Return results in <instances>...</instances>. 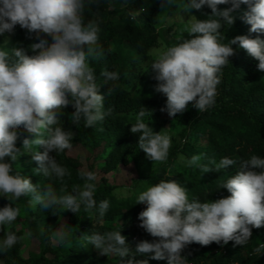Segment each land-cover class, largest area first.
<instances>
[{
    "label": "clouds",
    "instance_id": "9594fccd",
    "mask_svg": "<svg viewBox=\"0 0 264 264\" xmlns=\"http://www.w3.org/2000/svg\"><path fill=\"white\" fill-rule=\"evenodd\" d=\"M87 3H99V0H87ZM174 4L175 0H161L163 9ZM224 4L231 6L218 8ZM242 4L249 5L244 14L249 31L258 35L255 38L237 35L227 44L222 43L221 29L235 24V13ZM205 5L211 9L207 17L214 18L192 16L185 29L190 38L178 39L151 65L158 81L155 90L166 97V106L161 111H167L170 117L184 113L189 103L199 112L215 104L222 69L235 55L233 45L244 49L258 61V70L264 71V39L259 35L264 34V0H186L182 11L200 10ZM85 8L86 0H0V35L14 34L19 25L28 33L51 37L50 43L40 39L29 45L32 55L21 46L0 48V197L9 201L0 208V231L4 234L0 251H9L24 239L13 231H5V226L20 216V208L14 202L22 197H30L29 205H39L54 215L66 210L77 214L81 208L88 213L98 207L102 219L109 210L107 200L97 206L93 183L97 176L91 171L80 172L81 179L85 180L82 188L75 186L70 193L58 196L51 185L41 194L31 179L13 168L18 158L28 152L38 165L34 173L62 181L70 173L50 153L72 148L75 133L65 131L61 125L64 109L71 105L74 108L69 117L71 123L78 126L83 121L85 128L103 121L113 111L111 107L105 110V97L90 67V58L98 54L101 29L97 19L85 23ZM132 19H136L135 13ZM101 76L105 82L120 79L114 71H102ZM151 115V110L141 107L130 131L139 134L138 147L149 160L166 162L171 137L154 132L144 122ZM21 129L23 132L18 131ZM25 132L27 136L23 135ZM21 139L22 145L18 147L17 141ZM201 159L193 155L187 164L198 165ZM237 163L238 172L220 186L230 193L226 198L189 200L188 190L173 179L161 180L142 191L136 204L146 207L138 215L139 227L154 239L138 242L135 253L130 251L121 231L93 232L82 238L100 255L118 257L119 264H148L147 260H137L135 256L149 253L153 254V260L186 264L187 257L182 253L193 243L208 246L213 242L227 245L234 241L236 245H245L252 237L253 228L264 227V158L251 155L238 161L223 157L219 163L211 162L214 168L204 165L203 172H219ZM66 227L62 225L52 233L53 242L64 247L71 243ZM262 249L264 243L253 254L261 255Z\"/></svg>",
    "mask_w": 264,
    "mask_h": 264
},
{
    "label": "trees",
    "instance_id": "16d2710c",
    "mask_svg": "<svg viewBox=\"0 0 264 264\" xmlns=\"http://www.w3.org/2000/svg\"><path fill=\"white\" fill-rule=\"evenodd\" d=\"M109 1L117 4V8L109 9ZM185 2L186 0H175L174 6L163 9L161 0H99V3L90 5L86 0L85 23L90 19H97L101 29L98 54L90 58V67L94 69L99 91L105 97V110L111 107L113 111L111 115L91 128H85L82 123L78 135L71 143L94 150L101 143L106 142L109 148L101 165L104 172L114 169L120 162L123 163L132 151L141 150L138 147L139 134H133L130 131L131 124L135 123V120H131L130 117H136L141 107L152 111L151 117L149 116L151 119L159 121L163 114L170 117L167 111H161L166 106V97L155 90L158 81L155 79V74L151 72L154 61L149 52L158 45L155 27L159 13L166 10L167 14H172L180 4ZM230 6V4H224L218 5V8L222 10ZM248 10L249 5L242 4L235 13V24L226 25L221 29L224 37L222 43L227 44L237 35H247L250 38L258 35L249 31L250 25L244 20V14ZM133 13L136 19H132ZM191 13L197 19L214 18L207 17L211 15V9L206 5L200 10L192 9ZM259 35L264 39V34ZM40 39L51 42L50 36L42 33L37 36L36 33H28L17 25L14 34L8 33L6 41L0 38V48L7 50L14 46H21L26 49L28 55H32L34 53L29 45L39 42ZM233 48L236 50L235 55L230 57V63L222 69L215 104L193 119L186 111L182 114L178 113L176 117H170L185 127L183 137L186 142L176 149V153L173 151L166 163L144 180L137 190L129 191L124 196L111 195L106 190L101 191L96 188L94 199L97 201V206L102 200L109 202V210L105 216L102 219L99 217L98 207L88 213L81 208L76 224L79 228H86L87 231L72 235L70 245L59 246L52 250V257L43 256L48 248L45 243L42 255L33 259L30 264H88L83 256L89 253L92 245H89L88 241L82 237L97 231L101 234L121 231L133 251L141 240L151 242L154 238L139 227L141 221L138 215L146 205L136 203L142 191L161 180L173 179L179 182L188 190L189 200L198 198L203 201L207 198L214 201L230 195L227 189L220 186L238 172L239 164L219 172L213 170L207 173L203 172V166L208 165L214 168L211 162L219 163L223 157L238 161L247 159L251 155L264 158V71L258 70V61L249 56L244 49L239 48L238 45H233ZM137 64H148L146 82L154 90L149 95L139 93L131 85L138 75L135 73ZM127 66H130V69ZM105 70L119 73L120 79L105 82L104 77L101 76V72ZM126 73L128 75H125ZM66 127L67 125H63L65 131ZM21 145L22 139L17 141V146L21 147ZM40 151L43 149L41 148ZM193 155L202 157L198 165H183L178 160L181 156L182 161L187 162ZM27 157L25 153L21 156L22 159ZM56 157L58 163L65 167L70 175L62 181L52 176L49 178V185L53 189L57 187L65 189L67 193L71 192L75 186L82 187L85 180L80 177L82 171L80 163L69 157L66 150L57 153ZM33 162L36 164L35 161ZM15 166L16 163L13 168ZM19 201L26 206L25 221L28 230L32 236L39 238L37 220L52 211L39 205L31 207L27 203L28 199L24 197ZM116 217L121 219V225L114 229L98 230L92 227V220H112ZM9 231L15 232L13 229ZM15 233L19 237V233ZM262 243H264V227L253 228L252 237L245 245H236L234 241H230L227 245L213 242L208 246L193 243L184 249L182 255L187 257L186 264H264V249L261 255L253 254V250ZM20 247L21 242L7 252L0 251L3 264H25L18 256ZM152 255L151 253L136 254L135 259L147 260L148 264H167L166 260L151 259ZM107 264H119V258Z\"/></svg>",
    "mask_w": 264,
    "mask_h": 264
},
{
    "label": "rangeland",
    "instance_id": "374dc122",
    "mask_svg": "<svg viewBox=\"0 0 264 264\" xmlns=\"http://www.w3.org/2000/svg\"><path fill=\"white\" fill-rule=\"evenodd\" d=\"M108 4L109 9L117 8L118 6L112 1H109ZM182 6L183 4H180V6H178V8L173 11L172 14H167L166 10H163L161 13H159L155 27V31L158 34V45L157 47L151 49L149 52L152 61H154L162 51H164L168 46L174 44L178 39L182 37L190 38L185 29L189 26V19L194 15L191 13V11H182ZM0 38L6 41L8 39V33L0 35ZM135 67L137 69L135 73H137L138 75L134 78L131 85H133L134 89H136L139 93H143L146 95L151 94L154 90L146 82L148 64H137ZM127 68L130 69V66H127ZM125 75L128 74L126 73ZM73 112L74 108L71 105L64 109L65 115L62 116L61 125H67L66 131H73L75 133L74 137H76L83 121H81L78 126L72 124L69 117ZM186 112L192 119L197 117L200 113L195 107H193L192 103H189ZM130 119L136 120V117H130ZM144 122L148 123L150 127H152L154 132H161L162 134H167L171 137L172 142L168 157L173 151H175L176 153V149L182 143L186 142L183 137V134L185 132L184 125L174 121L164 114L161 116V119L159 121L146 116L144 118ZM18 131L23 132L22 129ZM23 135L27 136L28 134L25 132L23 133ZM108 148L109 147L106 142L101 143L94 150H89L83 145L76 144L72 145V148L70 150L66 149V154L80 163L81 170L91 171L95 173L97 176V180L93 181V183L96 184V188L101 191L106 190L111 195L124 196L129 191L137 190V188L141 186V183L144 180L153 175L166 163L153 162L149 160L146 154L141 149L138 151H132L126 156V159L123 163L120 162L114 169L108 172H104L101 169V165L104 163V156ZM35 150L36 149H33V151ZM24 153L25 155H28V157L24 159L19 157L15 162L16 166L14 170L18 171L21 176L31 179L32 183L38 186V191H40L41 194L46 193L48 185L50 184V177L45 178L42 174L34 173L33 170L37 168V165L33 162L30 153ZM50 155L56 157V152L53 151L52 153H50ZM56 160L58 162L57 157ZM178 160L181 161L183 165H187V162L182 161L183 158L181 156L178 157ZM54 190L58 196L70 193H67L65 191L62 192L59 187L54 188ZM24 198L28 200L30 199V197ZM8 203L9 201L6 198L0 197V208L4 207ZM14 206L20 208V216L13 224L5 226V231L13 229L15 232L19 233V236L24 237V239L21 241V247L18 251V256L25 264H30L33 259L37 258L39 255H42V250L45 247V243L47 244L48 248L43 256L47 258L52 257V250H55L56 248L61 246L53 242L52 233L54 232V230L59 229L62 225H67V227H69H66L64 230L70 233V237L72 235H79L80 233H85L87 231L86 228H79L76 224L78 213L75 214L71 211L66 210L63 213L57 211L56 215L50 213L47 216L39 217L37 220V231L39 234V238L32 235L29 236L28 233H30V231L28 230L25 221L27 215L26 206L23 205L19 200L14 202ZM120 225L121 219L117 217L113 218L112 220H92V227H95V229L98 230L102 228L114 229L115 227H118ZM3 239L4 234L2 231H0V242H2ZM129 248L131 252L135 253V251L132 250L131 245H129ZM89 249V253H86L83 256L84 261L88 264H107L110 261H116V259L118 258L115 256L107 257L100 255L94 249L93 245ZM0 264H3L1 254Z\"/></svg>",
    "mask_w": 264,
    "mask_h": 264
}]
</instances>
